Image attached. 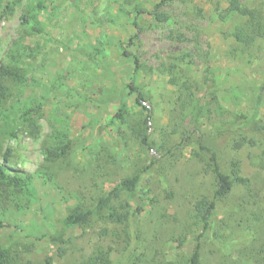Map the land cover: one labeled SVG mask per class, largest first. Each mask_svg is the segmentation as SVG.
<instances>
[{"label": "rangeland", "instance_id": "rangeland-1", "mask_svg": "<svg viewBox=\"0 0 264 264\" xmlns=\"http://www.w3.org/2000/svg\"><path fill=\"white\" fill-rule=\"evenodd\" d=\"M1 1L0 65L26 81L1 78L0 163L31 177L28 195L0 185L11 264H189L196 244L200 264H264V138L241 125L264 124V0H238L253 19L230 0H172L161 22L148 14L160 0ZM120 45L142 64L135 80L153 149L134 131L143 114L124 90L134 67ZM121 105L122 120L97 135ZM214 164L247 183H232L203 228L195 207L212 200ZM137 172L134 194L69 225L65 244L43 238Z\"/></svg>", "mask_w": 264, "mask_h": 264}, {"label": "trees", "instance_id": "trees-1", "mask_svg": "<svg viewBox=\"0 0 264 264\" xmlns=\"http://www.w3.org/2000/svg\"><path fill=\"white\" fill-rule=\"evenodd\" d=\"M172 0H160L153 6V11L148 13L154 17V19L158 22L164 21L165 16L159 11L160 8L166 4L170 3ZM0 0V9H1ZM230 11L236 12L241 16H248L249 18L253 19L252 12L241 8L238 0H230L229 1V8ZM146 13L141 8H137L135 11L136 15ZM24 24H28V20L23 19ZM259 24V23H257ZM132 25L136 28V33L134 34L133 38L138 36L139 28L138 25L133 22ZM34 31H38L37 28L32 27ZM120 53L122 56L126 58H130L133 64V72L129 78V81L124 85V90L127 91L129 94H134V102L137 107L140 108L141 113L143 114V119L141 121L140 127H137L134 131L139 138L141 145L153 149L155 143L150 141L149 136L147 134V130L149 128V123L152 120V111L149 106L145 105V99L143 93L138 88V85L135 80V75L139 72L142 64L139 58L136 55H132L126 51V49L120 45ZM8 77L17 82H25V77L20 74L18 71L10 68L6 65H0V98L6 96V86L1 81V78ZM126 108L125 105H121L117 108L115 113L106 119L103 124L97 126L96 134L99 135L106 130L107 127L112 125L115 120H122L125 114ZM2 110L0 107V118H2ZM242 126L247 128L250 133L260 134L264 138V124L257 122V121H250L241 123ZM197 145L200 150H206L201 141L197 142ZM67 145L59 147L53 151H45V157L50 159H57V157H61L64 155ZM9 156V151H6L3 161L8 162L7 157ZM211 160L215 163V156L211 155ZM150 167L144 169V171L149 170ZM214 174H215V185L214 191L212 194V200L209 202H201L196 205V212L199 215L200 220L202 221L203 228L207 227V219L211 212L215 208V201L220 200L225 197L231 190L232 183L236 182L242 185L247 183L246 179L240 177L231 178L227 174L222 173L218 166L214 164ZM141 177V172L134 173L133 175L126 177L119 181L114 187L107 193H102L98 196L92 203L88 205H77L72 208V210L66 215L65 220H58L56 219L54 222H51L49 225L52 228V233L44 234L43 238H46L48 242L56 245H63L67 242L65 239V231L69 225H74L75 223L79 222H86L92 216H99L102 212L106 211L109 208V204L112 199L117 198L118 195L122 192L127 193L129 196H132L138 186L139 180ZM0 185H6L7 187L13 188L15 191L28 195L29 194V187L31 185V177L30 176H20L18 174L9 173L6 169L4 163H0ZM121 216H116L114 218V214L110 213L108 218L120 220ZM62 253V249L59 250ZM95 261H101L100 258H95ZM0 264H11L8 250L1 246L0 244ZM45 264H51V258L45 259ZM88 264H94L93 261H89ZM189 264H200L199 263V244H196L194 250L189 258Z\"/></svg>", "mask_w": 264, "mask_h": 264}]
</instances>
